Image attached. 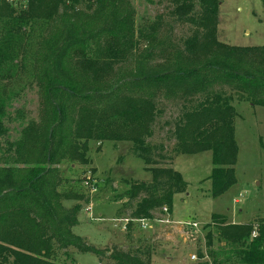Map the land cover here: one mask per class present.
<instances>
[{
    "label": "trees",
    "instance_id": "trees-1",
    "mask_svg": "<svg viewBox=\"0 0 264 264\" xmlns=\"http://www.w3.org/2000/svg\"><path fill=\"white\" fill-rule=\"evenodd\" d=\"M163 1L164 13L137 24L129 0H0V66L10 62L6 74L14 67L25 75L40 101L38 121L29 120L15 140L0 102V264H60L58 252L69 248L113 264H151L146 239L101 250L73 233L84 195L58 190L66 181L58 166L86 163L90 142H130L151 174L124 192L119 213L127 215V231L134 220L172 212L174 195L186 190L171 167L177 155L211 151L213 198L236 183L232 102L264 106V45L218 40L220 0ZM176 23H188L189 34L176 37ZM164 103L178 107L166 122L169 147L150 142ZM65 200L77 203L66 207ZM218 224L221 248L231 247L225 263L264 264L263 222Z\"/></svg>",
    "mask_w": 264,
    "mask_h": 264
},
{
    "label": "rangeland",
    "instance_id": "rangeland-1",
    "mask_svg": "<svg viewBox=\"0 0 264 264\" xmlns=\"http://www.w3.org/2000/svg\"><path fill=\"white\" fill-rule=\"evenodd\" d=\"M159 1L129 0L137 24L150 23L156 14L165 12L168 2ZM172 27L176 37L189 34L188 23H176ZM217 38L229 45H264V0H220ZM9 65L6 62L0 66V102L6 112L4 124L9 129V139L15 140L29 120L38 121L40 101L37 89L29 87L25 75L16 74L14 67L6 74ZM232 104L236 110L234 127L238 148L234 166L236 183L224 194L216 198L210 195L211 151L177 155L171 167L182 175L186 190L174 195L172 214L157 211L158 219L150 221L147 227L133 221L130 230H124L127 215L119 213L126 203L124 192L130 181H147L151 174L145 170L143 161L130 153V142H90L86 163L69 159L58 166L66 179L58 190L70 195L82 194L87 200L79 202L81 209L73 233L101 250L114 246L127 249L137 245L138 239H146L153 250L151 264H227L223 252L231 247L221 248L225 243L216 233V222L220 226L264 223V106L237 97ZM164 107L150 142L169 147L173 141L167 139L171 126L166 122L173 119L178 107L174 103H166ZM4 146L0 142V158ZM76 203L63 201L66 207ZM88 206L91 210L86 212L84 208ZM212 215L218 216L215 221ZM193 222L196 227L188 224ZM208 232L211 236L207 237ZM199 251L201 257H198ZM58 253L56 260L60 264H113L106 255L99 258L73 248L67 250L68 255L63 251ZM194 254L196 261L190 259Z\"/></svg>",
    "mask_w": 264,
    "mask_h": 264
},
{
    "label": "built area",
    "instance_id": "built-area-1",
    "mask_svg": "<svg viewBox=\"0 0 264 264\" xmlns=\"http://www.w3.org/2000/svg\"><path fill=\"white\" fill-rule=\"evenodd\" d=\"M84 210H85L86 212H89V211L91 210V208H90V206H88V207H85ZM162 211L168 213V211H167L166 208H163ZM124 220H125V223H124V227H123V229L125 230V225H126V223L128 222V219H124ZM160 220H161V219H160ZM134 221L139 222L140 225H141V227H143V228L147 227V226L149 225V222H150V220H147V219H139V220H134ZM153 221H154V220H153ZM188 224L191 225V226H194V227L197 226L196 223H194V222H193V223H188ZM190 259L193 260V261H196L198 258H197V256L194 254V255L190 256Z\"/></svg>",
    "mask_w": 264,
    "mask_h": 264
},
{
    "label": "crops",
    "instance_id": "crops-1",
    "mask_svg": "<svg viewBox=\"0 0 264 264\" xmlns=\"http://www.w3.org/2000/svg\"><path fill=\"white\" fill-rule=\"evenodd\" d=\"M173 164V163H172ZM171 214H172V212H171Z\"/></svg>",
    "mask_w": 264,
    "mask_h": 264
}]
</instances>
